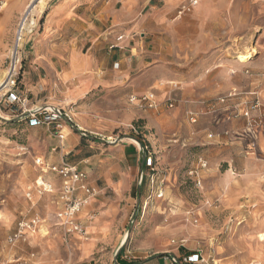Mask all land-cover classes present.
<instances>
[{
    "label": "rangeland",
    "instance_id": "rangeland-1",
    "mask_svg": "<svg viewBox=\"0 0 264 264\" xmlns=\"http://www.w3.org/2000/svg\"><path fill=\"white\" fill-rule=\"evenodd\" d=\"M109 1L87 0L86 6ZM183 1L143 5L134 21L135 40L143 46L135 51L131 72L116 79L110 71L109 84L95 85L71 104L55 103L61 98L60 83L52 84L60 81L56 72L53 77L45 69L37 71L47 81L38 88L39 102L70 115L78 132L64 124V133L82 137L85 132L91 156L113 157L103 144L110 137L138 150L130 164L128 193L121 199L105 193L119 210L109 229L91 241L66 236L55 222L57 196L42 195L36 187L40 179L59 185L57 175L36 165L37 159L63 163L62 151L51 150L59 140L53 134L51 141L45 126L40 132L28 127L0 94V264H150L196 253L203 255L201 264H264V120L250 124L240 115L227 121L224 114L214 118L205 109L195 112L198 105L167 104L182 94L184 100L234 95L238 115L246 108L259 116L251 107L258 99L264 109V0H198L196 8L179 17ZM33 3L32 20L47 0ZM10 58L0 56L2 81ZM20 60L23 75L31 56ZM246 68L261 75L255 86L244 74ZM171 82L182 87L177 96L169 97ZM144 92L153 93L156 108L130 105L132 93ZM191 112L201 113L196 123L189 119ZM141 147L152 152L151 168L139 165ZM80 157L70 155L64 162L76 166ZM195 170L199 176L191 174ZM96 178L90 174L91 183L102 188ZM92 212L99 217L98 210ZM32 217L41 220L37 231L9 244V235Z\"/></svg>",
    "mask_w": 264,
    "mask_h": 264
},
{
    "label": "crops",
    "instance_id": "crops-1",
    "mask_svg": "<svg viewBox=\"0 0 264 264\" xmlns=\"http://www.w3.org/2000/svg\"><path fill=\"white\" fill-rule=\"evenodd\" d=\"M34 1L0 0V56H11L12 44L17 31L16 26L22 16L30 9V6L34 4ZM86 1L57 0L53 5L49 6L50 0H47V4L44 6L45 9H42L40 14L35 15V21L38 23L39 29L25 43L21 56L27 58L30 55L31 60L25 64L28 66L24 70L23 75H21L22 73L20 74L19 78L23 93L28 95L34 107L44 106V104L41 105L42 102H39L38 98V88L47 84L46 80L37 76V71H41V69H45L53 77L55 72L59 75L60 81L58 82L54 79L52 84L60 83L59 93L61 98L59 99L60 101L55 102L60 105L64 102L71 104L77 97L95 85L109 84L110 71H112V76L114 75L115 78L121 72H131L134 63L137 61L135 51L137 48L140 49L143 43H137L135 40L136 33L134 30L137 29V25L134 21L143 5L147 6L151 0H110L104 6H86ZM6 5L7 7H5ZM120 36L124 38L122 41L117 42L116 40ZM115 44L118 47L112 48ZM106 62L108 63L106 64ZM105 66L108 67L103 72L102 69ZM246 71L254 73L249 68L244 70V74H246ZM99 73L103 74V76L99 75ZM246 76L250 84L255 86L261 75L250 76L246 74ZM52 84L51 86H53ZM178 89L182 90L181 85L177 82H171L169 97L177 96L176 91ZM180 90H178V93ZM254 90L252 88L251 92ZM145 93L149 92L132 93L131 96ZM131 96L129 97L130 105L147 109L140 103L131 102ZM217 96L203 97L199 100L191 98L184 100L182 94L177 103L178 101L181 105L189 103L187 107L191 104L190 108H192V105H195L193 108L198 105L199 108L195 112L206 110L210 105H215L216 112L210 116L218 118L221 114H224L223 117L227 121H233L240 116L235 111L237 98L234 95H226L232 97L225 104L217 103L216 101L210 103V101L217 99ZM40 128L42 127L31 129L40 132ZM79 128L85 130L83 125H80ZM74 131L78 132L77 129H74ZM71 132L68 131L69 134H67L66 139L63 142H59L60 144L51 150L54 153L58 149L62 151V162L70 155L72 157L75 155L81 156L79 162L76 163V167L87 173L89 186L100 191V195L98 194V197L93 198L81 214V222L87 227L89 239L83 240L79 236L73 235V239L81 243V241H91L92 237L102 235L109 229V220L119 210V207L105 193H110L115 199H121L128 193L132 172L130 164L133 162L138 150L123 144L121 140L114 146L104 142L103 144L109 146V149L114 153L113 157L102 158L98 154L91 156L89 151L85 150L88 146L86 140L82 138L88 136H84L82 132V137H80ZM52 136L53 133H51L50 137L52 138ZM91 139L96 140V138ZM51 141H53V138ZM52 143L49 141L48 146ZM48 165L50 164L48 163ZM71 165L75 166L73 163ZM139 165L143 168L142 158ZM44 171L50 172L45 168ZM94 173L99 180H102V184H100L102 188L94 185L93 182L91 183L90 174ZM60 186L61 179L59 178V185H54L56 191L51 193L57 196L54 202L56 203V208H58ZM129 208L124 209L123 213H128ZM95 210L99 211L98 218L92 212ZM171 258L172 255L170 258L164 257L150 264H173ZM201 263L203 262L198 264Z\"/></svg>",
    "mask_w": 264,
    "mask_h": 264
},
{
    "label": "built area",
    "instance_id": "built-area-1",
    "mask_svg": "<svg viewBox=\"0 0 264 264\" xmlns=\"http://www.w3.org/2000/svg\"><path fill=\"white\" fill-rule=\"evenodd\" d=\"M183 6L179 12V17L183 16V14L190 12L192 9L196 8L198 4V0H184ZM18 29L16 31V36L14 40V46L11 52L10 65L8 68L7 75L5 77V83L3 85V93L6 98V103L9 107L14 108L18 112V117L24 122L27 121L28 127L36 128V127H47L51 133L55 135V137L59 140V142H63L67 134L64 133V124L69 125L71 129H75L73 125L72 118L63 110V108H56L50 106H42V107H34L31 104V99L28 97L26 93H23L20 87V74L22 71L20 57L25 46V40L35 34L38 29V23L35 21V17L32 20L30 12L27 11L21 18L18 23ZM123 36L117 38V42L123 40ZM118 45H113L112 48H116ZM246 74L250 76H255L254 73L250 71H246ZM251 94H256L252 92ZM232 96H221L216 102L225 104L229 98ZM264 99V98H263ZM131 102L140 103L145 106L147 109H153L157 107L155 102V98L152 92L141 94V95H132ZM177 103L176 99H169L167 104L170 108H173ZM261 104L257 101L254 103L251 110L257 111L259 110V116H253L250 110H246V108L239 110V115L244 116L250 124H260L264 120V109L261 110ZM215 105H210L206 109L207 114L215 113ZM201 113H193L189 114V119L192 123H196ZM84 136H87L85 132H83ZM121 139L118 137H113L108 139V143L116 144ZM142 159H143V167L151 168L153 164V156L152 152L148 151L145 148L141 147ZM36 165L39 167H44L48 171L58 175L61 179V188L59 192V201L57 203V214L55 215V222H57V227L61 230H64L66 236H79L83 240L89 239V234L87 231V227L83 222H81V214L83 210L89 205L91 200L95 198L99 189L89 186L87 183V173L80 168H77L74 165L69 163H61V165H48L42 159L36 160ZM200 165L203 168L207 166L206 162L200 160ZM43 168V169H44ZM192 175L199 176L197 170L191 172ZM39 193H54L56 191L55 187H53L49 183L43 182L40 179L36 182ZM158 198H162L164 196L162 190H158ZM31 196V194H30ZM42 225L39 217H32L26 222L23 221L17 228V230L11 234L7 240L9 244L15 245L20 240L24 239L28 234H34L37 229ZM200 253L191 254L189 257H176L172 255V263L173 264H198L203 262Z\"/></svg>",
    "mask_w": 264,
    "mask_h": 264
},
{
    "label": "bare ground",
    "instance_id": "bare-ground-1",
    "mask_svg": "<svg viewBox=\"0 0 264 264\" xmlns=\"http://www.w3.org/2000/svg\"><path fill=\"white\" fill-rule=\"evenodd\" d=\"M30 12V9L28 10ZM243 57V56H242ZM6 74V73H5ZM5 81L0 80V94H2V90H3V85H4ZM254 264V263H253Z\"/></svg>",
    "mask_w": 264,
    "mask_h": 264
},
{
    "label": "trees",
    "instance_id": "trees-1",
    "mask_svg": "<svg viewBox=\"0 0 264 264\" xmlns=\"http://www.w3.org/2000/svg\"><path fill=\"white\" fill-rule=\"evenodd\" d=\"M24 122H25V123H26V125L28 126V124H27V121H24ZM24 122H23V123H24ZM118 256H119V255H118Z\"/></svg>",
    "mask_w": 264,
    "mask_h": 264
}]
</instances>
